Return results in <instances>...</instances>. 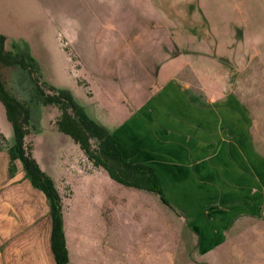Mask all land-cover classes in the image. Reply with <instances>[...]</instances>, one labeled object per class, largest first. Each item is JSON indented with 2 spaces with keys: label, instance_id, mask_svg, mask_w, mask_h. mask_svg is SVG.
Listing matches in <instances>:
<instances>
[{
  "label": "rangeland",
  "instance_id": "obj_1",
  "mask_svg": "<svg viewBox=\"0 0 264 264\" xmlns=\"http://www.w3.org/2000/svg\"><path fill=\"white\" fill-rule=\"evenodd\" d=\"M0 34L6 50L29 55L43 83L107 129L136 111L156 122L158 134L170 112L160 86L177 80L186 101L226 112L216 135L231 141L245 128L248 146L264 157V0H0ZM0 74L12 95L29 100L26 72L0 65ZM33 112V157L61 197L69 264H264V209L232 225L223 251L201 255L186 223L157 195L120 186L104 170L78 173L93 168L56 129V107ZM0 135L8 150L13 131L1 102ZM16 168L25 181L18 161ZM22 190L18 233L0 241V264L32 256L55 264L49 203ZM18 245L29 246L22 261Z\"/></svg>",
  "mask_w": 264,
  "mask_h": 264
},
{
  "label": "crops",
  "instance_id": "obj_2",
  "mask_svg": "<svg viewBox=\"0 0 264 264\" xmlns=\"http://www.w3.org/2000/svg\"><path fill=\"white\" fill-rule=\"evenodd\" d=\"M176 84L177 80L165 81L160 86L165 87L162 97L170 112H165L167 119L158 134L153 133L156 122L147 114L135 116L136 111L121 126L104 128L113 135L125 159L156 169L165 198L196 239L194 249L201 255L216 254L228 244L234 223L262 216L264 157L248 146L245 128L231 141L227 135H216L226 112L186 101L181 96L183 88L178 91ZM232 106L237 111V106ZM85 162L91 165L86 157ZM8 165L7 149L0 143V241L18 233V200L27 202L18 199V192L23 193L22 186L34 189L25 176V181L18 182V168L10 176ZM98 170L102 169L84 172L80 168L78 173L93 175ZM28 247L24 250L18 245V255ZM29 251L38 254V246L32 245ZM49 252L54 261L50 236ZM25 260L26 264H39L37 256ZM18 261H22L20 255Z\"/></svg>",
  "mask_w": 264,
  "mask_h": 264
},
{
  "label": "trees",
  "instance_id": "obj_3",
  "mask_svg": "<svg viewBox=\"0 0 264 264\" xmlns=\"http://www.w3.org/2000/svg\"><path fill=\"white\" fill-rule=\"evenodd\" d=\"M0 65L15 66L30 76L29 100H20L6 88L0 75V102L5 108L13 131V144L7 150L8 171L13 175L15 162L23 169L26 180L41 191L51 210L50 250L55 264H69V252L61 216L62 200L50 176L44 173L33 157V133L36 130L33 110L37 106H54L58 110L56 129L70 137L83 151L95 169L104 170L115 183L130 189L156 194L170 210L176 209L164 196L156 169L150 165L133 164L124 158L113 135L86 114L68 93L43 83L37 67L28 54L5 49L0 34ZM4 138L0 135V140Z\"/></svg>",
  "mask_w": 264,
  "mask_h": 264
},
{
  "label": "flooded vegetation",
  "instance_id": "obj_4",
  "mask_svg": "<svg viewBox=\"0 0 264 264\" xmlns=\"http://www.w3.org/2000/svg\"><path fill=\"white\" fill-rule=\"evenodd\" d=\"M7 51H9V50H7ZM11 52H13V51H11ZM11 67V66H10ZM15 67V66H14ZM1 75V74H0ZM1 77H2V75H1ZM2 80H3V78H2ZM4 81V80H3ZM5 84V83H4ZM5 88H6V86H5ZM7 89V88H6ZM59 115V114H58ZM58 117V116H57ZM56 120V119H55Z\"/></svg>",
  "mask_w": 264,
  "mask_h": 264
}]
</instances>
